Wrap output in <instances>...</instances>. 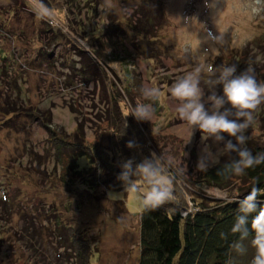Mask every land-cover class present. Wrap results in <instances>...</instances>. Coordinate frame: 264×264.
<instances>
[{
  "label": "rangeland",
  "instance_id": "rangeland-1",
  "mask_svg": "<svg viewBox=\"0 0 264 264\" xmlns=\"http://www.w3.org/2000/svg\"><path fill=\"white\" fill-rule=\"evenodd\" d=\"M12 1L0 0V59L4 56L10 67L6 73L1 70L0 77L9 82L0 89L11 95L10 104L0 95V102H4L0 109V196L4 194L17 203L12 212L10 204L2 208L6 220L5 224H0V264H78L81 262L74 253L72 242L80 238L88 239L91 245L88 248L90 264H138L139 214L143 209L140 192L104 188L89 192L78 181L68 185L60 178L62 172L58 168L53 181L47 178L55 164L61 167L56 163L57 152L52 145L55 136L73 137L76 132H82L90 141H95L109 129L104 114L110 92L106 79L96 78L91 72L88 78L92 76V80L88 81L66 69V65L78 67L81 61L82 68H86L87 60L82 59L79 50L91 56L95 54L90 51V44L74 31L76 24L70 21L73 20L72 15L68 17L64 4L65 11L58 3L59 8L49 19L45 9L31 0L32 7L22 4L28 10L24 17L32 22L30 34L32 29L40 34L53 21L62 30L58 33L64 36L51 42L47 48L56 54L55 64H39L42 57L33 62L38 49L45 43L37 35L34 42L24 36L18 42L19 21L14 15L8 16L7 11ZM93 1L103 8L99 17H90L94 25L101 28L100 35L92 37L90 42L95 41V47L100 49V66L107 69L109 78L120 85L126 106L149 103L141 94L142 87L156 86L161 90L159 101L154 104L152 123L142 122L147 124L151 134L152 127L156 129L154 140L165 156L172 160L174 168L188 180L195 179L200 175L196 164L204 148L213 154L216 164L224 156L233 155L224 147L228 139L235 143L233 137L223 133L225 141L214 138L202 140V135L206 134L199 129L192 132L186 122L177 117L175 108L178 102L170 98L168 88L178 76L193 71L197 66L218 67L233 63L237 65L236 74L251 64L257 79L264 82V51L252 45L264 33V5H257L255 0ZM146 1L150 7H155L153 22L156 27L151 34L157 35V42L149 41L151 36L140 32L137 27L139 22L146 23V16L140 9ZM112 14L123 16L124 20L117 25L121 31L108 29ZM208 33L214 36L222 34V43L208 42ZM154 43L156 48H160V53L143 49ZM29 58H32V67L28 65ZM206 79L207 73L204 72L200 87L205 95L212 91L205 83ZM216 90L222 93V85H218ZM13 98L25 103L26 113L22 114L25 117L18 124L15 123V128L10 129L4 116L11 111ZM33 111L36 115L42 113L43 121L51 124L54 134L49 133L35 115H25ZM246 135L248 140L264 141V104L255 111ZM32 163L38 168L37 172L42 173L39 178L31 173ZM180 183L176 185L177 190L183 186V181ZM241 184L242 177L233 176L228 188L204 185L200 190L205 196L229 200L235 197ZM35 207L45 211L34 215L31 210ZM32 216L36 219L32 220ZM26 223H33L32 229L42 227L40 242L26 241L23 231ZM243 243L246 252H235L233 264H251L255 250L250 241Z\"/></svg>",
  "mask_w": 264,
  "mask_h": 264
},
{
  "label": "trees",
  "instance_id": "trees-1",
  "mask_svg": "<svg viewBox=\"0 0 264 264\" xmlns=\"http://www.w3.org/2000/svg\"><path fill=\"white\" fill-rule=\"evenodd\" d=\"M35 1L45 9L46 17L48 18L52 15V12H56L59 8L57 7L58 3H61L63 11H65L63 4L66 6L65 9L68 17L72 15L73 18L70 21L76 24L74 31L90 44V51L98 58L91 56L86 51L79 50V55L82 56V59L87 60L88 64L84 65L86 68H82L81 61L78 67L66 65V69L78 74L81 78L88 79V81L89 79L92 80V76L94 75L101 80L105 78L107 89L109 88L110 90L108 92L109 103L104 111L109 129L104 130V134L97 136L98 138L95 141H90L87 135L82 134V132L81 134L76 132L73 137L71 135L67 137L59 136V138L55 136L52 145L56 148L57 152L56 157L58 160L56 163L61 167H57L55 164V169L47 178L48 180L52 178L51 180L53 181L56 176L55 170L58 168L62 172L60 173V178L64 179L68 185H72L78 181L89 192L97 191L99 188L110 191H128L129 189L125 190L122 182L117 180V175L121 171L120 164L123 161L131 158L136 163H139L144 157L150 156L152 152L157 153V155L166 156L162 148L154 140L153 134H151L147 124L135 120L131 115L125 117L130 108L125 104L123 91L120 85L109 78L108 70L100 66V49L98 46L95 47V41L90 42V39L99 36L101 28L94 25L95 23L90 17L93 15H98L99 17V11L103 6L95 3L93 0ZM22 4L32 7L31 0H13L7 9L9 12L8 16L13 17L14 15L19 21L18 42L23 40L22 36L28 41L34 42L36 40L34 36L37 35V37L39 36V40H43V43H45V45L38 49V54L33 59L29 58L28 65L31 66L30 59L32 61L36 58L39 60L40 57L42 58L38 63L40 64L41 62V65L55 64L56 54L52 51L49 52L47 48L51 46V42L64 37L63 33H58L59 26L54 25L58 23H54L53 21L48 22L51 26L49 25L44 30L42 29L40 34L38 32L35 33L33 29L30 34L29 27L32 22H30V18L24 17V14L28 10ZM140 9L146 16V23L139 22L137 27L140 28V32H145V35L147 33L151 36L149 41L157 42V35L151 34L156 27V24L153 22V10H155V7H150V4L146 1ZM30 15L34 16L33 14ZM109 18L112 19V23L108 29L115 28L121 31L117 25L124 20L123 16L120 15L119 17L117 14L115 16L112 14ZM31 19L34 21V17ZM59 31H62L61 28ZM12 33L13 35L15 34V29ZM252 45L254 48H261L264 51V33L256 38L252 42ZM44 46L43 52L42 48ZM143 49L150 51L157 50V53H160V48H156L155 43ZM86 53L87 55H85ZM1 54L5 55L4 50H1ZM8 68H10L9 63L3 56L0 59V73L1 70L3 73H6ZM97 68L99 69V73L96 72ZM91 72H94L93 75ZM90 75H92L91 78H88ZM8 82L9 80L5 77H0V86L5 87ZM3 91V89H0V95L6 98V103L10 104L9 98H11V95L4 94ZM19 101V98H13L11 111L5 113V116L3 115L10 129L15 128V123L18 124L25 117L22 115L26 113L24 109L25 103ZM2 106H4V102H0V109ZM41 114L38 112L36 115V112L33 111L32 114L27 113L25 115H35L36 119H41L42 123H44L42 125H44L45 129L49 133L54 134V130L50 128L51 124H46ZM106 118L102 120L104 121ZM128 141H134L137 146L134 148L127 147ZM244 147H247L253 155L264 153V141L258 139L248 140ZM236 158L235 153L231 156H224L216 165L210 167L207 172H200V175L190 180L172 165L170 175L175 177L172 185L175 199L154 211L145 210L143 207L139 214L140 252L138 264H233L235 251H230V245L234 241H237L239 236L238 234H232L230 230L235 221L238 205L230 202V200H234L237 197L242 199L248 194L252 186L264 190V163L245 170V174L241 176L242 184L237 189L234 198L229 200L211 198L205 196L200 189L204 185L215 186L220 189L228 188V184L233 176L225 178L217 175L216 172L218 168H223L225 164L230 163ZM30 168L34 177L37 176L39 178L42 175V173L37 172L38 168H36L34 163L30 165ZM181 181H183V186H181L180 190H177L176 185L182 184L180 183ZM137 183H140V181L137 180ZM3 196L5 195L0 196V224L6 220L4 218V210H2L3 205L10 204L9 210L12 212L17 203V200L14 201V199L7 196H5L4 200ZM189 198L191 200L188 201ZM260 198L264 199V196ZM189 204L191 205L189 206ZM32 209L31 213H34V215H39L43 210L45 211L44 208L35 207ZM31 219L35 220L36 218L32 216ZM31 224L33 223L27 224L23 230L26 241L33 239L40 242V237L43 234L42 227L35 226L32 229L30 227ZM221 233H224L227 238H222ZM26 235H29L31 239ZM251 239L252 234L249 235L246 242L251 241ZM90 246L86 238H80L72 242V248L75 250L74 253L78 255L77 259L79 258L81 262L78 264H90L91 256L88 253Z\"/></svg>",
  "mask_w": 264,
  "mask_h": 264
},
{
  "label": "clouds",
  "instance_id": "clouds-1",
  "mask_svg": "<svg viewBox=\"0 0 264 264\" xmlns=\"http://www.w3.org/2000/svg\"><path fill=\"white\" fill-rule=\"evenodd\" d=\"M257 5H264V0H255ZM212 6V5H209ZM206 40L213 44L223 41V35L214 36L208 33ZM207 73L205 83L211 92L207 95L202 91L201 75ZM237 73L236 64H221L197 66L193 71L178 76L168 88L169 96L178 102L175 108L177 117L186 122L189 128L199 129L202 140L214 138L225 141L223 133L235 139H228L224 147L237 158L218 168L217 175L225 178L229 176H242L245 170L264 163V153H253L244 147L248 140L247 130L254 119L255 111L264 104V82H260L255 69L248 64L245 70ZM222 85V93L216 88ZM141 94L149 103H137L131 106L125 117L131 115L137 121H150L155 112L154 104L159 101L161 90L159 87H142ZM152 134L156 129L152 127ZM190 139V138H189ZM134 141H128L127 147H136ZM216 165L213 154L202 150L196 164L198 172H207ZM172 160L152 152L139 163L134 159H127L120 164L121 171L117 180L121 181L124 189L135 190L142 196L145 210H157L166 203L175 199L173 182L175 177L170 175ZM137 180L140 183H137ZM264 190L252 186L242 199L230 200L238 205L235 221L231 227L232 234H238L239 239L230 245V251L244 254L246 241L250 234L251 247L255 250L251 264H264ZM222 238H227L221 233Z\"/></svg>",
  "mask_w": 264,
  "mask_h": 264
}]
</instances>
